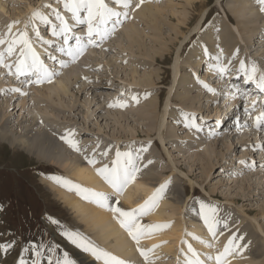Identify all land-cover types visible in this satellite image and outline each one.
Wrapping results in <instances>:
<instances>
[{"label":"rangeland","instance_id":"obj_1","mask_svg":"<svg viewBox=\"0 0 264 264\" xmlns=\"http://www.w3.org/2000/svg\"><path fill=\"white\" fill-rule=\"evenodd\" d=\"M1 2L4 4L1 5L4 10L0 9L1 35L6 36L8 26L16 21L17 23L12 29V31L16 30L15 32L13 31V35L19 30H24L27 26L28 32L30 31L29 35H32L33 38L36 36L33 27L35 25L39 27L44 39L56 40L52 36L49 25L42 24L38 18L33 19V13L37 10L48 15L51 14L53 8H56L65 17L69 15V20L72 21L71 13L63 6L64 0H1ZM152 2V4L145 7L152 12L158 6L161 9L166 4L171 6L166 11L165 7L161 10L160 15L162 17L159 16L161 19L158 20L157 26L150 23L151 15L147 14L142 17L132 12L137 18L133 19L131 14L130 18L118 28L117 36H115V39H111L108 46L105 45L98 49L90 50L79 60L77 65L71 64L63 68L65 73H72L77 68L78 74L70 76L69 81L66 82L68 84L67 91L60 92L48 100L39 98L34 94L35 88H38V86H22L23 90L27 89V95L9 91L11 88L21 86L20 84L17 85V83L15 85L14 76L9 74L3 66H0V107H5L4 111H7L8 114L5 115V119L10 120L7 125L9 127V135L16 140V143L19 142L20 144L22 139L19 138V135L21 126L24 127V121L30 119L33 114L38 119L46 118L43 110V108H46L48 110L47 118H50L49 122H51V125L56 124L55 126L61 127L65 134L64 136L73 133L72 138L79 142L82 153L86 151L85 156L89 157L95 155L97 167L106 163L111 165L113 161V158L111 159L113 157L112 154L108 159L105 156L96 155L100 147H103L100 148L101 150L110 154L113 151L110 150V144L115 139L119 142L117 146L119 151L132 150L133 153H136V150L140 152L141 149H146L148 153L145 150L140 152V155L144 156L142 161H145L144 163L141 161V164L143 163L142 165H147V167H142L141 173L137 174V178L139 177L138 180H140L141 176L143 178V169L147 171L150 168L148 171L150 173L149 178H152L151 180L153 181H149L150 184L144 186L147 191H155L161 185L157 184L162 181V178H164L162 184L166 181H171L168 184L170 188H166L168 191L164 192L160 202L166 205L167 203L164 201L166 199L168 203L173 205L171 207L174 208V213L171 211V207L166 210L171 211L174 218L167 216L163 218V222L169 223L170 221L171 224H174L180 221L178 230L183 237L167 239L169 244L173 241L172 245L170 244L174 247L173 251L159 253V256L155 258V264H176L182 253L184 231H188L192 238V231H195L198 226L207 228L200 215V210L198 208L193 209L195 205H200V201L216 206L219 218L222 221H227L228 224V227L224 228L223 223H221L219 240L215 248L224 247L232 235H238L243 237L242 242L245 241V243H242L244 248L240 252L243 254L247 249L246 262L248 264H264V147H261V145H264V134H254L250 126L243 128L236 137H234L232 132L226 134L222 128L219 129L222 127L221 123L224 122L223 113L225 114L226 109L228 111L233 107L234 100L228 89L229 86L231 85L232 88V85L235 84L242 90L241 88H251L256 85L251 82L245 86L246 78L239 69L241 60L245 62L249 71L255 65L257 67V76L264 73V38H257L255 34L252 37V34H250L252 41H249L242 31L236 32V29H234L236 26L233 29L229 28L231 27L229 24H232V22L227 19V14H231V11H226L225 17H220V15H222V10L227 8L228 4L234 7L231 0L221 1L220 6L224 9L214 6L216 5V0H205V3L208 4L207 7L212 8L214 12L211 11L209 13L211 15L209 16V21L202 28L200 37L196 41L205 42L203 45L200 41L206 49H210L207 44L213 43L210 40L212 39L209 34L210 31L215 29L222 30L223 27H228L232 39H237L238 37L237 40L240 41L241 34L246 39L243 40L244 44H240L241 41L239 44H235L236 49H233L230 53L233 51H238L239 53V50L244 53H241L238 63L230 61V58H228L230 62L226 60V63L229 62L230 64L224 63L226 58L222 54H214V57L219 56L220 60L216 59L212 64H219L228 68L226 73L221 74L214 65H211L210 67L217 72L216 80L211 75L206 76L204 68H201L202 70L204 69V72L198 69V65H205L206 67L207 64L203 59L192 57V54L200 51L201 48V44L194 41L195 39L192 37L188 41L189 43L184 45L180 51L178 77L176 84L173 86L171 66L175 62V55L178 51V48L174 46L175 43L180 45L178 41L182 40V38L176 39L177 34L174 28L177 29V17L171 15L170 12L175 10L177 14L188 17L187 19L191 17L194 19L198 17L200 10L196 8H190L189 10L186 2L182 0H152ZM109 3L110 6L115 7L117 10H122V6L112 3V0H109ZM48 5H51V7H47ZM144 9H142V12H144ZM250 10L251 8H248V11L243 12L242 15L238 13L240 25L245 18L254 16V14L251 15ZM49 16L56 22L54 17ZM211 18L212 21H210ZM32 19L34 20L33 23ZM256 23L258 24L260 21ZM132 25L139 28L136 40H129L127 36ZM81 29H86V25H83ZM239 29H241V26H239ZM80 31L84 32V30ZM36 38L32 41L34 46L41 51V58L54 51L55 46L44 45ZM226 45L231 49L233 44L228 43ZM6 47L7 44L1 45L0 51L5 50ZM159 52L167 56V59L172 55L171 60L165 63L160 61ZM89 53H92L91 59H88ZM152 57L155 59L153 60ZM7 58V63H13L16 59L15 56ZM191 58L192 61L189 63ZM156 59H159V62H155ZM199 61L200 64H198ZM147 73L149 75L150 73L152 74L151 82L147 84L140 82L138 85L140 78L143 75H147ZM236 73L237 76L232 77ZM134 76L136 77L134 78ZM195 76L198 82L201 83L203 81L215 91H209L206 87L201 90L193 89V81L191 79L196 80ZM60 79L61 73L56 82ZM56 82H53V84ZM178 82L183 83L189 92H186L184 87L179 88L181 83L179 84ZM48 84L50 85V83ZM162 91L166 92L167 96L168 93H171V97L167 105L168 110L164 126L160 132L163 139L160 140L158 138L159 129L156 126V118L159 114L161 115L160 112H162L163 107L160 105L156 109L154 104L158 93ZM247 98H251V101L256 100L254 93L251 96L247 95ZM135 100L138 101L136 102ZM120 101L127 103V106L124 108L110 106L124 103ZM152 103L153 106L151 105ZM150 106L155 109L149 110ZM176 111L181 121L189 124V119H192L196 124L202 126V130H197L196 127L193 128L194 126L189 128L187 125L188 127H185L178 120L176 121ZM187 114L194 115L189 116ZM217 121L222 122L218 124ZM225 122L223 126H225ZM40 127L42 126H39L38 129L45 132L44 128L41 129ZM31 128L33 127L31 126ZM23 132L26 134V143L35 142L34 133L31 135L32 133L28 130ZM198 133L201 135L198 136ZM53 137L57 143L68 144L64 139H61L62 136L54 135ZM158 142L161 143L160 146ZM104 144H109L110 152L106 149L108 146L106 145L105 147ZM140 146L142 147L140 148ZM214 146L215 150L213 151L211 148ZM207 148L208 150L205 154V149ZM47 153L49 157H60L59 154H63L58 146L52 147V150L47 151ZM146 154L149 155L146 156ZM68 155L69 152H66L63 158ZM148 158L152 161L151 165L148 164ZM109 159L111 160L109 161ZM241 161H244V163H241ZM40 164L47 165L42 171L59 175V178H66L67 181H70L67 178L68 174L65 175V171L59 172L54 164H49V162ZM37 165L36 159L30 158L24 151H15L8 144L0 142V205H3V209L0 210V240H15L16 242L13 249L8 253V256L12 255V258L8 259V262L5 261V264H16V261L22 256L23 249L26 246L30 247L33 243L44 245V242L47 241L48 245H44L40 251L44 252L48 250V247H56L57 253H61L58 256L63 255L66 252V248L69 254L71 253L70 248L77 251V248L63 235L65 228L73 230L66 219L68 215H73L74 217L75 213L56 198L53 193L49 194L50 192L40 182L41 176L35 168ZM174 166L179 168L177 172H172L171 169ZM60 169L63 168L60 166ZM187 174L189 175V180H192L190 182L192 186L188 183ZM70 185L72 189H76L75 184L71 182ZM138 197L141 198L142 194H139ZM162 199L164 200L162 201ZM135 205H132L133 208H135ZM149 215L145 216L144 219L151 222V213ZM49 216L58 220L59 225L51 223L47 219ZM84 234H88L87 236L92 235L89 237H95L92 233L89 234L87 229L83 231ZM175 241L177 243L179 241L180 244ZM176 246H179L178 250ZM31 252L32 250L30 249L27 253ZM80 252L83 253L81 250ZM2 255L3 257L5 256L4 253ZM35 258V256H32L30 261L25 260L31 263ZM98 263L101 264L103 262ZM41 264H47L44 258H42Z\"/></svg>","mask_w":264,"mask_h":264},{"label":"bare ground","instance_id":"obj_2","mask_svg":"<svg viewBox=\"0 0 264 264\" xmlns=\"http://www.w3.org/2000/svg\"><path fill=\"white\" fill-rule=\"evenodd\" d=\"M154 1H156V0H154ZM182 1L186 2V4L188 5V9L189 10H190V8H192V9L196 8V9H199L200 12L197 15L198 17L197 18L195 17L194 19H193V17H191L190 19H187L188 17H184L182 15L177 14V12H175V10L173 12H170L171 15L177 17V29L174 28L175 33L177 34L176 35V39L179 40L180 37L182 38V40L178 41L180 43V45L178 43H175V46H174V47L178 48V51H177V53L175 55V62L171 66V73L173 75V78H172L173 86L177 82V77H178L177 73H178V66H179V60H180L179 54H180V51H181L182 47L185 45L186 41L192 39V37L190 38V36L192 34H195V35H193V39H195L194 41L198 40V38L200 37V32H201V30H202V28L204 27V24H205V23L202 24L204 18L206 17L207 13L209 14V12H211V11L214 12V10H212V8L207 7L208 4L205 3V0H182ZM221 1L223 2V0H216V2H215L216 5H214V6H217V8H221V6H220V4L222 3ZM231 1L233 2L234 7H231V5L228 4L226 6L227 8H225V9L221 8V9H224V10H222V15H220V17H222V16L225 17L226 11H228V10L231 11L230 12L231 14H229V13L227 14V19L230 22H232V24H229V25H231V27H229V28L233 29L236 26L234 28V29H236V32L242 31L243 34L245 35V37H247V39L249 41H252L250 34H252V37L255 34L257 38L258 37L264 38V12H262L260 10L261 6L257 3V0H231ZM135 2H138V0H134V3ZM152 3H153L152 0H144V3L141 4L139 7H133L132 8V12H134L136 15L142 16V17L146 16L147 14L151 15L150 23H152L153 25H156L159 22L158 20L161 19L159 16L162 17V15H160L161 14V10L164 9V7H165V11H166V10L170 9L171 6H169V4L168 5L166 4L162 9L160 8V6H158V7H155L153 9V12H152V11H150V9L145 8V7L149 6V4H152ZM1 5H4V4L0 0V9L4 10V7H2ZM248 8H251L250 13H251V15L254 14V16L252 18H245L244 21H242L241 25H240L239 21H238V15L239 14L242 15L243 12L248 11ZM142 9H144V12H142ZM44 11H45V9H44ZM48 15H50V14H48ZM229 15L232 17V19H231V17ZM189 16H190V13H189ZM66 18H68V20H69L70 19L69 15H67ZM33 19H34V17H33ZM255 19H256V21L254 22ZM141 20L144 21L143 19H141ZM188 20H189V22H188ZM210 21H212V18L210 19ZM259 21H260V23L257 24L256 22H259ZM33 22H34V20L32 21V23ZM69 22L71 23L73 21L69 20ZM239 26H241V29H239ZM174 27H176V26H174ZM130 28L131 29L127 33L128 39L129 40H136L137 34L139 33V28H137L134 25H132ZM29 33H30V31H29ZM209 34H210V37L212 38L210 40L213 42V43H207L210 46V49L207 48V51H205L206 48L203 46L205 42L203 43V41H201V40L196 41L197 43H200V41H201V43L203 45L200 43L201 44L200 45L201 46L200 51H197L194 54H192L193 55L192 57H194L196 59H198V58L199 59H203L206 62L207 65H206V67H205V65H198V69L204 68L206 76L207 75H211L213 78H216L217 77L216 76L217 72L215 70H213V68L210 67L211 65H214V64H212V62L216 60V58L214 57V54H219V53L222 54V56H224L226 58L224 60V63H226V60L229 61L228 58H230V61L238 63V61H240V55H241V53L243 51L239 50V53H238V51H233L232 53H230V52L233 49H236V45L235 44H239L240 41H241L240 44H244L243 40H246V39L242 37V34H241V36L239 35L241 37L240 41L237 40L238 37H237V39L236 38L232 39L231 33L228 30V27L227 28L223 27L222 30L221 29H215L214 31L211 30ZM29 36H32V35H29ZM35 37H33V39ZM228 43L233 44L231 49L228 48L229 46L226 45ZM34 47L37 50V52L40 53V55H41V51H39L36 46H34ZM248 48H249V46H248ZM158 55L161 58V59L159 58L160 61H162L164 63L166 61L171 60V58H172V55H171L167 59V56L163 55V53H160V52H159ZM90 56H92V53H89V55H88L89 58L88 59L92 58ZM154 59L155 58H153V60ZM159 59H156L155 62H159ZM191 61H192V58H191L189 63H191ZM47 63L48 64L51 63L52 65L55 66L53 61L47 62ZM220 63H221V61H220ZM228 63H226V64H228ZM198 64H200V61H199ZM204 69L203 70L201 69V71L204 72ZM239 69H238V71H239ZM77 72H78L77 68L72 73H65V71L63 70L60 80H58L53 85H49L48 84V85H46L44 87H41V89L35 88L36 90L34 91V94H36V96L39 97V98H43L45 100H48L52 96L58 95V93H60V92L67 91L68 84H66V82L69 81L70 76H73L74 74L75 75L78 74ZM136 76H134V78ZM236 76H237V73L234 76H232V77H236ZM151 78H152V74L150 73V75H149L147 73V75H143V77L140 78V80L138 81L139 83H137V84L139 85L140 82L143 83V84L144 83L147 84V83L151 82ZM163 79H165V77H163ZM195 79L196 80H194L193 78L191 79L193 81V89L194 88L197 89V90L204 89L205 88L204 83L201 84L200 82H198L197 77ZM216 80H217V78H216ZM219 82H221V81H219ZM15 85H16V83H15ZM181 85H183V86H181ZM181 85H180L179 88H183L184 87L186 92L187 91L189 92V90L187 89V87L183 83H181ZM25 91H27V89ZM159 94L161 96L164 93H158V97H156V103L154 104V107L156 109H158V106H159V97H160ZM170 97H171V93H168V96L165 99L164 104L162 106L163 107L162 112H160L161 115L159 114L158 117L156 118V123H157L156 126H157V129H159L158 130V138L160 140L163 139L161 137V135H160V132H161V128L164 126V120L166 118L167 110H168L167 105H168V102L170 100ZM126 101H127V99H126ZM135 101L137 102L138 100H135ZM120 102H124V101H120ZM148 104H149V102H148ZM151 105L153 106V103ZM222 106H224V105H222ZM4 109H5V107H0V142L8 144L15 151L22 150L30 158H32V159L35 158L36 159V161L38 162V165L35 166V168L42 175L41 178H40V182L42 184H44L46 190L50 192L49 194L53 193L56 198L61 200L65 204L66 207H68L70 210L72 209L73 210L72 212L75 213L76 218H75V216L73 217V215L72 216L68 215L67 219H66V221L69 222V224L73 228V231L81 233V230L85 228V230L87 229L89 231V234L92 233L96 237V238L94 237L95 238L94 242L97 245H99L101 248L113 253L116 256H119L120 258L130 260V261L133 262V264H149V261L142 260V256L140 255L139 250L136 247L135 241H133L131 239V237L127 234L125 229H123L121 227V225L119 224L118 220L115 217V214L110 212L107 207H103V206L95 203L92 199H86L81 192L74 191L71 188L70 184L66 185L63 182L58 183L57 180L52 179L53 177H58L59 178V175H56V174H53V173L47 174L46 171H39L40 169L44 170L45 166H47V165H42L40 163H45L46 164V163L49 162V164L50 163L54 164L57 167V170H59V172L65 171L64 172L65 175L68 174L67 178L70 180V182H72L75 185H80V186H83L84 188L94 189V190H96L98 192H112L113 191L111 186L103 179V177H101L97 173V171H96L97 166L89 164L88 161L85 159L86 151H85V153H82V151L74 150L69 144H65V145L63 144L62 145L60 142L59 143L56 142V139L53 137L54 135L63 137L65 134L61 130V127H58V125L57 126H55L56 124L55 125L54 124L51 125V122H49L50 118H47L48 110H46V108H43L44 115H45L46 118L38 119L37 116L35 114H33V116L30 119H28V120L24 119L25 120L24 121V127H22L21 125H18V126H21V133L19 135V138L22 139L21 143L19 144V142L16 143V140L9 135V130H8L9 127L7 125L10 122V120L7 119V118L5 119V115H8V114H7V111L6 112L4 111ZM151 109H153V107L150 106L149 110H151ZM228 111L226 109V112H225L226 115L224 114L225 117L228 115ZM178 116H179V114L176 111L175 112V120L176 121L178 120V122H180L183 126L188 127L189 124L181 121L178 118ZM225 117L223 119H225ZM51 120H52V118H51ZM31 126L33 128H31ZM39 126H42L40 128L41 129L44 128L45 132L41 131L40 129H38ZM185 127H184V129H185ZM189 128H190V126H189ZM193 128H195V127H193ZM25 130L30 131L32 133L31 135H33V133L35 134V136H33V137H35L34 139H36L35 142H29V143L25 142L26 134H25V132H23ZM257 137H258V135H257ZM30 141H32V140H30ZM64 143H66V142H64ZM106 143H108V142H106ZM118 143H119L118 140L115 139V140H113V143L110 144V150L111 151L113 150V151L110 154H108L107 156H105L107 159H108V157L111 156V154L113 156V157H111V159L112 158H113V160L115 159V152H116V149L118 150V148H117ZM32 144H33V146H32ZM106 145L104 144L105 147H106ZM51 146L52 147H57L58 146L60 151L63 154L61 153L62 155H60L58 153L60 157H51V156L49 157L47 155L48 154L47 151L52 150ZM84 146H86V145H84ZM142 146H140V148ZM100 148H103V147H100ZM100 148H99L100 151L98 150V153H97L96 156H98V155H100V153L104 152ZM145 148H146V145H145ZM106 149L109 150V146ZM110 150H109V152H110ZM207 150H208V148L205 149V154L207 153ZM211 150L214 151L215 150V146L212 147ZM66 152H69V155L66 156L65 158H63V156L66 155ZM136 152H137V150H136ZM90 153H91V151H90ZM147 153H148V151H147ZM147 155H149V154H146V156ZM143 157H142V159H143ZM100 158H102V157H100ZM111 159H109V161ZM149 159L150 158H148L147 160H149ZM142 162L144 163L145 161H142ZM202 163H205V162H202ZM59 165L64 170L60 169ZM98 167H102V166H98ZM149 169L150 168H148V170L146 171V173H144V175L142 174L143 178H140V180H138L139 179V177H138L133 183H131V184H129L127 186L125 191L120 196L118 205L115 202V197L112 198L113 206H115V204H116L117 206L123 207L125 209H131V208H133L132 205L136 204L135 207H137L138 205L144 203V201L147 200L152 195V192L151 191H147V189L144 187V186L150 184L149 181H153V180H151L152 178H149L150 177L149 176L150 173L148 172ZM178 169L179 168H176V166H174V167H172L171 170H172V172H177ZM188 176L189 175L187 174V178H188ZM62 180L67 181L66 178H64ZM161 180L163 181L164 178H162ZM162 181H159V183L157 185L162 184ZM191 181L192 180L191 179L189 180V178H188V183H189L190 186H192L191 183H190ZM139 194H142L141 198L138 197ZM163 200L164 199H162V201ZM164 201L167 203L166 205H165V203H160V201L158 200L157 207H155L153 209V211L151 212V214H152L151 215V219H153V221L151 220V222H147V221L145 222L144 219H142L141 223H144V224L161 223V222H163L162 221L163 218H165L167 216L173 217L174 215H172V213H171V211L174 213V208L171 207L172 204L168 203V201L166 199ZM167 205H168V207H167ZM165 206H166V208H165ZM170 207L172 208L171 211H169V210L167 211L166 209L167 208L170 209ZM52 213H54V212H52ZM148 220H150V219H148ZM79 221H81V222H79ZM169 223H170V221H169ZM180 223L181 222L179 221V222H176V224H170V227H168V228L162 229L160 231H156L151 236H145V237L141 238L140 244H141V246L143 248L149 246V249H151L153 247V245H159V247H156L154 249L153 253L150 254L151 255L150 256L151 264L154 263L152 255L157 254L159 256V253L164 252V251L171 252V250L174 248L173 246H171L173 241H172V243L170 242V244H171L170 245L169 241L167 239L170 240L172 237L183 238L181 236L182 235L181 232H179V230H178L179 227H180V226L178 227V225H180ZM85 230H83V231H85ZM86 235H88V234H86ZM89 236H92V235H89ZM197 237H199L200 239H197ZM87 238L91 240V238H89V237H87ZM205 241H212L213 244H215L216 241H217V238L215 240H213V238L211 236V233L208 231V229L205 230V229H202L199 226L194 231V242L191 244L192 247L197 252H199L201 254H204V253H207V252L215 253L216 249L215 248L209 249L208 246H207V243H205ZM187 242H189V236H187ZM238 243H242V241L240 240V241H238ZM177 244H180L179 241H178ZM176 247H177L176 249L178 250L179 246H176ZM181 248L184 251L181 253V255H180V257H179V259H178L176 264H184V260H185L184 253L187 252L188 247L186 245H182ZM70 249H71V253L74 250V254H72V258L77 260V264H83V261L86 258V254L81 253L80 249H78V248H77V251L75 249H73V248H70ZM222 250H223V248H221V251ZM2 253L3 252L0 251V264H5V261L8 262V259L12 258V255L8 256V254H6L3 257ZM174 253H176V252H174ZM247 255H248V252H247V249H246L243 254L241 252H238L235 255L228 256L227 260L229 261V263L231 262L230 264H248L246 262ZM158 263H159V261H158ZM28 264H31V263L28 262ZM97 264H99V263L97 262ZM101 264H103V263H101ZM251 264H255V263H251Z\"/></svg>","mask_w":264,"mask_h":264},{"label":"snow or ice","instance_id":"obj_3","mask_svg":"<svg viewBox=\"0 0 264 264\" xmlns=\"http://www.w3.org/2000/svg\"><path fill=\"white\" fill-rule=\"evenodd\" d=\"M112 3L122 6V10H117L115 7L110 6L108 0H64V8L71 13L73 23H70L59 9L53 8L51 16L55 18V21L50 18L49 15L41 13L39 10L33 13L34 18H38L42 24L49 25L53 37L59 38V40H46L41 35L39 27L33 25L37 39L44 45H55L56 51L70 58L63 59L58 55L49 53L48 59L55 63H59L61 67L67 66L70 62H75L81 57L89 46L99 47L103 41L110 35L114 34L116 30L128 20L132 14L133 7H139L144 3V0H138L134 3V0H112ZM257 3L261 6L260 10L264 12V0H257ZM47 7H51L48 5ZM83 14V15H82ZM17 22L8 26L7 35H0V45L7 44L4 51H0V66L7 69L8 73L15 76L18 80L23 78L22 84L33 85L43 84L45 82H51L53 77L58 73L55 67H49L45 63V60L41 58L40 53L34 47L33 41L29 36L27 26L24 30H19L13 35L12 29ZM86 25V32L83 34H77L75 29L78 26ZM110 25V26H109ZM74 41V43H73ZM207 51V49H205ZM15 56L16 59L13 63H7L6 58ZM216 59L219 61L220 57ZM217 70L224 74L228 71L227 66L214 65ZM240 72L245 76V82H253L256 84L260 92L264 93V73L257 76V67L252 66L249 71L244 61L240 62ZM87 79V77H85ZM201 83H204L201 81ZM204 86L209 91H215L208 84L204 83ZM232 88L236 91H240L239 86L233 84ZM9 91L27 95L28 93L23 90L22 87H14ZM137 99L136 97H133ZM126 107L125 103H118L116 105ZM256 101L251 102V108H245V113L251 115L256 110ZM189 116L194 114H187ZM221 123V121H217ZM189 126L196 127L197 130H202V126L196 124L194 120L189 119ZM255 127L261 132H264V103L260 104L259 115L255 117ZM73 133H69L68 136L61 137L64 139L74 150L81 151L79 142L74 140ZM264 147V145H261ZM146 149H141L145 151ZM101 156H107L108 153L102 152ZM85 159L91 165H96L97 160L95 155L91 157L85 156ZM142 157L140 152L133 153L132 151H119L115 153V159L111 162V165L104 164L102 167H97V173L103 177V179L111 186L112 192H98L94 189L84 188L80 185H75L77 191L81 192L86 199H92L95 203L107 207L108 210L115 214L119 224L127 234L135 241L136 247L139 250L140 255L145 261L150 260V254L153 253L156 247L159 245H153L151 249H145L141 246V238L145 236H151L154 232L170 227L168 223H155L144 224L141 220L153 211L157 207L158 200L164 194L168 184L171 181H166L161 184L153 194L144 201V203L138 205L135 208L125 209L120 206H113L112 198L115 197V202L118 205L119 199L127 186L133 183L137 174L141 173L142 167L147 165L141 164ZM152 161L149 160L148 164ZM244 163V161H241ZM58 183L63 182L66 185L71 184L70 181H64L62 178L53 177ZM3 209V205H0V210ZM200 215L204 224L207 226L208 231L211 233L213 240L217 238L218 228L223 223V227L227 228V221H222L218 216V209L216 206L206 204L204 201H200ZM47 219L56 225H59V221L49 216ZM63 235L68 241L71 242L76 248L80 249L83 253L87 254L83 264H97V262H103V264H133L132 261L120 258L113 253L101 248L95 242L88 239L82 233L64 229ZM197 239H200L197 237ZM243 237L238 235H232L223 250L217 249L215 253L207 252L201 254L197 252L191 244H188L187 252L184 253V264H229L227 257L235 255L240 252L244 245L238 243ZM15 240L12 241H0V251L5 255L8 254L15 245ZM186 243V241L184 242ZM209 249L214 247L212 241H205ZM44 245L31 244L30 247L26 246L23 251L28 252L30 249L35 254V259L31 261V264H41L44 253L40 251ZM183 252L184 250L181 249ZM47 264H77V260L73 259L68 252H64L62 256L55 255L56 247L48 249ZM18 264H28L23 256L19 258Z\"/></svg>","mask_w":264,"mask_h":264}]
</instances>
